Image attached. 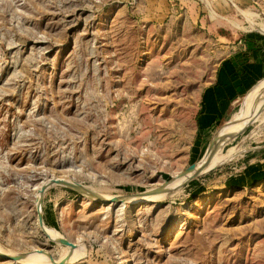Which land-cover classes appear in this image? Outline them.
Listing matches in <instances>:
<instances>
[{
  "label": "rangeland",
  "instance_id": "obj_1",
  "mask_svg": "<svg viewBox=\"0 0 264 264\" xmlns=\"http://www.w3.org/2000/svg\"><path fill=\"white\" fill-rule=\"evenodd\" d=\"M258 37L264 0H0V264H264V107L228 162L133 203L264 85L202 122L216 70Z\"/></svg>",
  "mask_w": 264,
  "mask_h": 264
},
{
  "label": "crops",
  "instance_id": "obj_2",
  "mask_svg": "<svg viewBox=\"0 0 264 264\" xmlns=\"http://www.w3.org/2000/svg\"><path fill=\"white\" fill-rule=\"evenodd\" d=\"M257 40L260 38L250 39L248 53H244L242 57H236L241 60L238 69L235 66V58L231 57L216 70L215 83L203 91L202 122L222 117L223 111L229 108L231 99L240 96L256 79L264 77V50L259 51V48H256L258 51H254L251 47Z\"/></svg>",
  "mask_w": 264,
  "mask_h": 264
},
{
  "label": "bare ground",
  "instance_id": "obj_3",
  "mask_svg": "<svg viewBox=\"0 0 264 264\" xmlns=\"http://www.w3.org/2000/svg\"><path fill=\"white\" fill-rule=\"evenodd\" d=\"M263 87H264V85L263 86H259L258 89H256L257 91H256L255 94H253L251 96H248L244 100L243 104L239 107V110L233 115L232 119L227 121V123L221 129L219 135H216L215 136L216 138H214V140L210 143V145L208 147V150H207L206 154L203 157L204 159L202 158L203 160H201L199 163H197L190 171L187 172V170H186L183 174H181L175 180V182L170 183L169 186L166 185L167 187H165V186H164V188L161 187L159 193H156L154 195L146 194V195L141 196L140 198H136V199L134 198L133 199V203H136V204H150V203H153L155 200L161 199V197L163 198V196L168 191V189H167L168 187L173 188L174 186H177L179 184L182 185L183 183H185L188 180V178L194 173V171L199 169L204 163H206V167H205L203 173H206V172H208V171H210V170H212V169H214V168H216V167L228 162L230 160V158L232 157V154L229 153V152L226 153V154L220 152V145L222 143L226 142V140L232 138L234 136L233 134L236 131L239 130L238 128L240 126L246 124L241 129V130H243L247 126V124H249V121L252 119V117L256 116L261 111V109H263V107H264V96H263L264 95V88ZM254 118H256V117H254ZM241 130H239L238 132H240ZM86 190H88V189H86ZM93 196L97 200H102V201H105V200L108 201L109 200L108 198L101 197V195L98 196V194L96 196L95 195H93ZM103 208H104V206L102 205L101 209H103ZM43 229H44V231H46L45 227ZM54 238H56V237L54 236ZM69 251L72 254H74L73 253L74 252L73 249L69 250ZM0 255H2V253H0ZM41 255H43V254H41ZM6 256H7V254H6ZM27 259H29V258H27ZM24 261H25V259H24Z\"/></svg>",
  "mask_w": 264,
  "mask_h": 264
},
{
  "label": "water",
  "instance_id": "obj_4",
  "mask_svg": "<svg viewBox=\"0 0 264 264\" xmlns=\"http://www.w3.org/2000/svg\"><path fill=\"white\" fill-rule=\"evenodd\" d=\"M214 138H216V137H214ZM214 138L212 139V141L214 140ZM205 167H206V163H204L199 169L194 171V173L188 178V180L185 183H187V182L193 180L194 178H196L197 176L203 174V171H204ZM59 184L64 185L66 187H70L72 189H75V190H77L80 193L93 196L92 193H89L85 188H83V187H81L79 185H74V184H71V183L63 182V181H60ZM159 192H160V188L157 189V190L151 191V192H149L147 194L154 195V194L159 193ZM40 205H41V201H40ZM38 221H39L40 224L42 223V216H41L40 206H39V210H38ZM60 243L63 244V245H67V243H65L63 241L60 242Z\"/></svg>",
  "mask_w": 264,
  "mask_h": 264
}]
</instances>
